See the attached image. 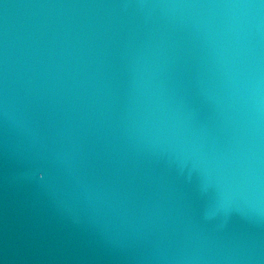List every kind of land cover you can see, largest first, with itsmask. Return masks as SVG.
Returning a JSON list of instances; mask_svg holds the SVG:
<instances>
[{
	"label": "water",
	"instance_id": "95a60500",
	"mask_svg": "<svg viewBox=\"0 0 264 264\" xmlns=\"http://www.w3.org/2000/svg\"><path fill=\"white\" fill-rule=\"evenodd\" d=\"M125 11L164 264H264V0H125Z\"/></svg>",
	"mask_w": 264,
	"mask_h": 264
},
{
	"label": "snow or ice",
	"instance_id": "6c2138e0",
	"mask_svg": "<svg viewBox=\"0 0 264 264\" xmlns=\"http://www.w3.org/2000/svg\"><path fill=\"white\" fill-rule=\"evenodd\" d=\"M188 150L193 156H199L206 163L219 167L221 159L219 154L209 155L207 153L201 152L200 148L195 145L190 146ZM48 164L49 162L47 160L43 158H36L32 161L31 168L34 170L35 174H40V179L43 180L44 173L46 171V168L48 167ZM213 193V199H216L219 196V191H213Z\"/></svg>",
	"mask_w": 264,
	"mask_h": 264
}]
</instances>
